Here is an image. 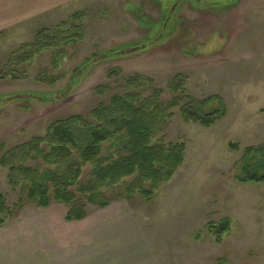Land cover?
Wrapping results in <instances>:
<instances>
[{"label": "rangeland", "instance_id": "1", "mask_svg": "<svg viewBox=\"0 0 264 264\" xmlns=\"http://www.w3.org/2000/svg\"><path fill=\"white\" fill-rule=\"evenodd\" d=\"M56 18L44 28H80L58 67L53 50L27 63L10 58L34 41L29 25L1 42L0 160L58 121L88 117L138 74L165 102L173 78L185 76L191 96L222 98L227 116L204 128L177 111L159 136L187 146L172 180L151 200L127 196L122 183L106 192L107 207L89 206L80 221H67L69 207L55 202L18 212L20 191L0 166V193L14 213L0 227V264H264V183L237 180L244 153L264 146V0H81ZM111 69L118 80H108ZM48 76L57 81H40ZM103 86L113 91L98 95ZM224 221L218 243L209 225Z\"/></svg>", "mask_w": 264, "mask_h": 264}, {"label": "trees", "instance_id": "2", "mask_svg": "<svg viewBox=\"0 0 264 264\" xmlns=\"http://www.w3.org/2000/svg\"><path fill=\"white\" fill-rule=\"evenodd\" d=\"M80 18L75 15L73 21ZM79 30L75 24L69 28L67 23L40 29L32 43L22 45L10 58L27 63L53 50L52 62L58 67L67 54L63 47L79 41L73 32ZM120 76L118 69H111L108 80H118ZM0 78L5 76L0 73ZM187 80L182 75L173 78L169 86L172 99L165 102L164 92L153 87L152 79L139 74L124 77L118 86L120 93L113 94L109 102L101 103L88 117L77 115L58 121L45 136L7 151L0 166L8 169L11 188L20 191L15 209L19 212L25 203L48 209L55 202L69 207L67 221H80L86 218L89 206L107 207L110 200L106 192L122 183L127 196L139 193L151 200L185 162V143H167L159 138L176 112L186 124L204 128L213 127L227 116L222 98H194L186 88ZM40 81L52 84L57 80L48 76ZM111 91L108 86L97 88L98 95ZM230 146L238 150L236 145ZM88 166L91 171L84 179ZM130 178L133 181L125 182ZM237 180L264 183V146L244 153ZM13 217L7 197L0 193V227ZM228 227L229 221L211 223L209 232L219 243Z\"/></svg>", "mask_w": 264, "mask_h": 264}, {"label": "crops", "instance_id": "3", "mask_svg": "<svg viewBox=\"0 0 264 264\" xmlns=\"http://www.w3.org/2000/svg\"><path fill=\"white\" fill-rule=\"evenodd\" d=\"M81 0H0V49L2 43L9 36L14 39L16 35L26 32L29 25L30 35L50 25L57 16H62L66 9ZM56 18V19H57ZM6 37V38H5ZM2 42V43H1ZM0 51V52H1Z\"/></svg>", "mask_w": 264, "mask_h": 264}]
</instances>
